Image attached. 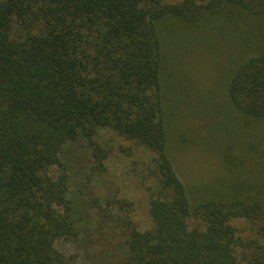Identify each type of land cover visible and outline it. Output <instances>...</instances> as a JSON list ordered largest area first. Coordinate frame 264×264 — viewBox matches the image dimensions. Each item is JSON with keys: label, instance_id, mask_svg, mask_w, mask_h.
Instances as JSON below:
<instances>
[{"label": "trees", "instance_id": "1", "mask_svg": "<svg viewBox=\"0 0 264 264\" xmlns=\"http://www.w3.org/2000/svg\"><path fill=\"white\" fill-rule=\"evenodd\" d=\"M250 20L247 32L262 37L264 0H0V264H79L55 249L79 238L67 149L86 141L88 181L102 178L110 154L94 139L107 132L150 155L130 181L149 225L122 212L129 200L117 199L118 188L94 203L117 235L98 263L264 264V52L238 59L228 84L245 128L241 146L214 157V167L231 163L229 176L196 187L171 161L164 84L171 31L192 45L218 21ZM193 110L196 145L211 143L207 120L231 122Z\"/></svg>", "mask_w": 264, "mask_h": 264}, {"label": "rangeland", "instance_id": "2", "mask_svg": "<svg viewBox=\"0 0 264 264\" xmlns=\"http://www.w3.org/2000/svg\"><path fill=\"white\" fill-rule=\"evenodd\" d=\"M236 23L225 25L218 21L215 26L207 27L203 40L193 41L192 45L191 36L186 37L184 32L181 36L179 32L171 31V39L169 36V44L166 48L168 66L164 72V84L168 99L166 113L170 122L168 136L171 161L178 176L188 187H196L204 179H209L210 182L215 174L229 176L227 170L231 163L214 167L216 161L214 157L219 155L225 158L231 153L234 145L241 146L240 139L245 134L242 119L230 107L227 89L238 59L243 60L257 55L258 52H264V35L253 39L247 32L246 27L252 25L253 20L248 24L241 22L242 24L237 26ZM262 28L260 30H264V25ZM203 47L216 52V56L206 52ZM192 80L195 81V87L191 84ZM204 107L209 108L213 119L231 120L229 123L221 121L218 128V121H215V124L206 119L212 127V132L209 133L211 143L206 146L202 143L196 145L192 139L195 130L201 132V120L195 116L193 109ZM182 120L187 130L181 128ZM236 127L241 129L237 130V133ZM252 128L248 125L246 127V129ZM222 134L227 135L228 142L223 143L217 139L219 136L222 138ZM94 143L110 154V161L106 165L110 172L102 178L96 176L97 178L88 181L90 170L88 161L91 159L88 143L81 139L68 146V176L72 186L68 198L73 203V209L75 208L79 238L75 243L55 244L58 252L76 257L79 264H100L98 258L105 252L111 251L113 247L116 248L114 242L117 243V235L113 231L111 222L101 221L92 211L94 203L104 204V200L112 196L115 189H119L117 199L129 200L127 205L130 208L123 209L122 212L127 214L129 211L136 215L135 219L142 222L139 225L142 229L149 225L147 214L142 211L145 198L142 195L141 199L135 189L136 181L139 179L134 178L131 172L133 169L144 170L150 161V155L110 132L95 137ZM220 143L221 146L218 147ZM214 149L217 150V154L212 156L211 151ZM237 150L236 148L235 153L238 152ZM104 180L110 185L109 189L105 188ZM131 180L135 186L130 185ZM255 181L258 182L259 179ZM101 209L104 210V205ZM112 214L108 212L107 216ZM117 256L119 257V251Z\"/></svg>", "mask_w": 264, "mask_h": 264}]
</instances>
